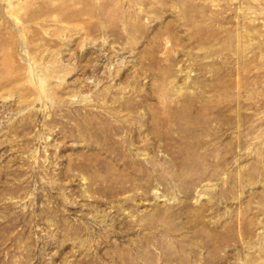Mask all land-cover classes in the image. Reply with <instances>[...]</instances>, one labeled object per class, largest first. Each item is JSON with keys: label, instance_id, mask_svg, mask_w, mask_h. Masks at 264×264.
<instances>
[{"label": "rangeland", "instance_id": "rangeland-1", "mask_svg": "<svg viewBox=\"0 0 264 264\" xmlns=\"http://www.w3.org/2000/svg\"><path fill=\"white\" fill-rule=\"evenodd\" d=\"M0 264H264V0H0Z\"/></svg>", "mask_w": 264, "mask_h": 264}]
</instances>
